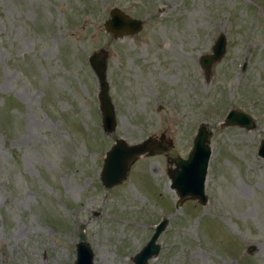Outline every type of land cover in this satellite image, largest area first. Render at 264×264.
I'll use <instances>...</instances> for the list:
<instances>
[{
    "label": "rangeland",
    "instance_id": "1",
    "mask_svg": "<svg viewBox=\"0 0 264 264\" xmlns=\"http://www.w3.org/2000/svg\"><path fill=\"white\" fill-rule=\"evenodd\" d=\"M142 27L114 36L110 10ZM219 32L226 51L198 60ZM108 51L115 128L101 123L89 55ZM247 110L252 127L226 124ZM211 130L204 203H177L174 163L145 153L126 178H100L105 151L163 134L185 157L199 123ZM264 0H0V264H134L166 218L147 264H264Z\"/></svg>",
    "mask_w": 264,
    "mask_h": 264
},
{
    "label": "water",
    "instance_id": "2",
    "mask_svg": "<svg viewBox=\"0 0 264 264\" xmlns=\"http://www.w3.org/2000/svg\"><path fill=\"white\" fill-rule=\"evenodd\" d=\"M105 29L114 36L132 33L142 27L139 17L131 16L118 7L110 10L104 21ZM226 51V35L219 32L210 52L203 53L200 58L205 71H210L212 64L221 59ZM108 51L100 47L89 55V62L99 78V98L101 110V123L105 131L110 132L116 126V114L112 97L109 92V83L106 79V58ZM226 124H239L246 127L254 125L252 115L242 108H230L223 118ZM211 130L205 122H201L193 137V143L187 156H181L172 143L162 137L160 139L147 136L139 142L128 143L123 137H117L106 150L100 169L102 183L113 186L121 183L130 170L131 164L142 154L162 152L174 163L169 168L170 186L176 190L177 203L185 197L191 196L204 203L207 199L205 181L207 167L211 153ZM258 154L264 157V137L260 139ZM166 218H161L155 225L150 237L143 246L133 255L134 264H147L148 259L158 253L159 243L156 241L164 229ZM73 264H93V250L86 240L76 243V257Z\"/></svg>",
    "mask_w": 264,
    "mask_h": 264
},
{
    "label": "flooded vegetation",
    "instance_id": "3",
    "mask_svg": "<svg viewBox=\"0 0 264 264\" xmlns=\"http://www.w3.org/2000/svg\"><path fill=\"white\" fill-rule=\"evenodd\" d=\"M124 34H125V33H124ZM124 34H123V35H124ZM198 61L200 62V58H199V60H198ZM198 125H199V124H198ZM242 126H243V125H242ZM196 130H197V129H196ZM195 133H196V132H195ZM194 135H195V134H194ZM160 136H161L163 139H165V137H164V135H163V134H161ZM161 137H160V138H161ZM193 137H194V136H193ZM165 140H166V139H165ZM166 141H167V140H166ZM168 142H169V141H168Z\"/></svg>",
    "mask_w": 264,
    "mask_h": 264
}]
</instances>
